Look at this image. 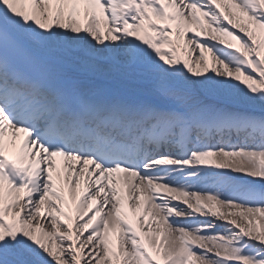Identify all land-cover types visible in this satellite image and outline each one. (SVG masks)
Returning a JSON list of instances; mask_svg holds the SVG:
<instances>
[{"label": "snow or ice", "instance_id": "obj_1", "mask_svg": "<svg viewBox=\"0 0 264 264\" xmlns=\"http://www.w3.org/2000/svg\"><path fill=\"white\" fill-rule=\"evenodd\" d=\"M0 264H264V0H0Z\"/></svg>", "mask_w": 264, "mask_h": 264}, {"label": "bare ground", "instance_id": "obj_2", "mask_svg": "<svg viewBox=\"0 0 264 264\" xmlns=\"http://www.w3.org/2000/svg\"><path fill=\"white\" fill-rule=\"evenodd\" d=\"M233 142H236V141H233ZM206 168H210V169H213L214 170V166L213 165H207V166H205ZM233 175H237V174H235V173H233Z\"/></svg>", "mask_w": 264, "mask_h": 264}]
</instances>
